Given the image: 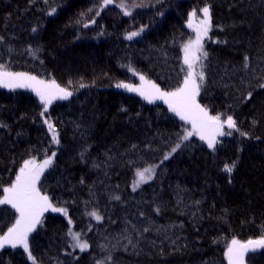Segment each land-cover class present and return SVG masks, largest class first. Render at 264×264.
<instances>
[{"label": "trees", "instance_id": "obj_1", "mask_svg": "<svg viewBox=\"0 0 264 264\" xmlns=\"http://www.w3.org/2000/svg\"><path fill=\"white\" fill-rule=\"evenodd\" d=\"M205 6L197 101L210 115H232L238 130L215 149L192 138L165 159L183 120L163 100L116 85L140 86L142 75L162 91L180 87L187 21ZM0 37L6 70L72 93L45 112L31 89L0 86V196L25 161L55 153L38 187L89 244L73 248L68 217L49 209L28 236L34 261L5 246L0 264H229L233 239L264 236V0H0ZM146 168L152 179L134 190L135 170ZM18 216L0 205V235ZM244 264H264V248Z\"/></svg>", "mask_w": 264, "mask_h": 264}, {"label": "snow or ice", "instance_id": "obj_2", "mask_svg": "<svg viewBox=\"0 0 264 264\" xmlns=\"http://www.w3.org/2000/svg\"><path fill=\"white\" fill-rule=\"evenodd\" d=\"M111 3H113V0H104L105 6ZM119 7L124 9L125 15H131V12L128 11L124 3H121ZM201 11L203 13V19L199 21L194 29L196 32L195 40H190L183 46L184 64L187 65V74L180 87L171 92L162 91L158 85L147 80L142 75L140 76V86L120 83L117 84L116 87L125 88L130 92H136L149 103H153L156 100H163L173 113L179 116L181 120L191 125V131H188L183 139L187 140L193 135H198L201 140L207 142V146L210 149H215L217 137L232 134L231 132L226 133L224 131L225 127L228 129H237V123L230 115L224 118L219 114L210 115L208 110L202 107L197 101L201 84L204 80V72L202 64L200 71H197L196 66L201 61L202 57L206 59L208 56V53L204 51L203 40L208 37V33L211 29L209 7H204ZM195 17L196 12L193 11L190 14L188 27H193V20ZM92 23H95V21L93 20ZM141 31H143V29H141ZM139 34V32H131L128 34L127 39H132ZM0 39H2V37H0ZM33 55H35L34 52ZM0 86L9 89H31L40 98L41 102H43L45 112H47L48 105H50L53 100L67 99L72 95L66 88L57 84L54 79L45 81L38 79L36 76L29 75L28 73L11 72L6 70L3 65H0ZM81 87H83V85H81ZM262 87H264V85H262ZM41 115H43V113H41ZM44 122L48 125L49 131L53 134V142L59 144L58 134L53 124L48 120ZM241 135H246V133H241ZM177 147H179V145H177ZM173 151H175V149H173ZM54 156L55 153L42 163H37L35 159L25 161L23 167L19 170V174L16 175L14 183L3 189L4 194L3 197L0 198V205H10L19 213V216L12 227L8 228L5 234L0 235V249H3L5 246H11L12 248L22 246L28 253L29 259L34 261L35 258L32 257L31 251L29 250L28 236L35 230L36 225L41 223L43 214L51 209L53 212H63L64 215H67L65 209L55 207L50 197L46 194H42L38 187L41 175L44 170L51 165ZM165 159H168V156H165ZM234 168L235 163L231 165L226 164L224 171L231 173ZM152 175V168L138 171V179L134 184V190L135 187H138L142 183H147L148 180L152 179ZM117 199H119V197H117ZM90 215L97 221L102 219L96 212H92ZM69 223H71V221H69ZM68 235L71 236L74 241L73 248H79L81 251H84L89 247L87 241L81 240L80 233L70 230ZM258 248H264V236L257 240H248L246 243L233 239L231 245L227 249L229 264H244L245 253L250 249L254 251Z\"/></svg>", "mask_w": 264, "mask_h": 264}, {"label": "rangeland", "instance_id": "obj_3", "mask_svg": "<svg viewBox=\"0 0 264 264\" xmlns=\"http://www.w3.org/2000/svg\"><path fill=\"white\" fill-rule=\"evenodd\" d=\"M205 7H208V6H205ZM204 8V7H203ZM201 19H203V13H202V11L199 13V14H197L196 15V17L194 18V20H193V27H188L191 31H192V38H191V40H195V38H196V32H195V27L198 25V23H199V21L201 20ZM188 22L189 21H187V26H188ZM209 34V33H208ZM206 40H207V37L206 38H204V40H203V46L205 47V43H206ZM189 42V41H188ZM187 42V43H188ZM186 43V44H187ZM205 51V50H204ZM183 56H184V51H183ZM204 58L202 57L201 58V61L203 60ZM201 61L197 64V71H200L201 69H200V64H201ZM186 68H187V65H186ZM229 116V115H228ZM230 116H232V115H230ZM233 117V116H232ZM233 119H234V117H233ZM234 129H228L227 127H225V129H224V131L227 133V132H231L232 133V131H233ZM188 131H191V125L189 124V123H187L186 121H183V128H182V134H181V137H180V140H179V142H177L176 144H175V146L168 152V154L166 155V156H168V158H170L173 154H174V152H176V150H178L179 149V147L184 143V142H186V141H188V140H190V139H192V138H198V139H200L199 138V136L198 135H193V136H191V137H189L187 140H185V139H183V137L187 134V132ZM226 136H229V135H225V136H220V137H217V142L218 141H220L222 138H224V137H226ZM201 140V139H200ZM203 141V140H202ZM203 142H205L206 144H207V142L206 141H203ZM177 145H179V147H177ZM173 149H175V151H173ZM37 163H42V162H37ZM156 165H158V163H156L155 164V166ZM137 172H138V170H136V172H135V177H134V179H133V187H134V184H135V182H136V180L138 179V176H137ZM153 175H154V171H153ZM153 175H152V177H153ZM151 180V179H150ZM149 181V180H148ZM144 183H142V184H140L138 187H135V189L136 188H139L141 185H143ZM3 196H0V198H2ZM55 207H57V208H62V209H65V208H63V207H59V206H55ZM66 210V209H65ZM97 212V211H96ZM58 213H60V214H63L64 215V213L63 212H58ZM64 216H66V218L67 219H69V221H71V223H70V230H72L73 232H77L76 230H75V227H74V224H73V222H72V220H71V218L68 216V215H64ZM80 238H81V240L82 241H85L83 238H82V236H80ZM72 239V238H71ZM242 243H245V242H242ZM72 244H74V241L72 240ZM230 245H231V243H230ZM229 245V246H230ZM249 253H251V252H248V253H246V254H249ZM245 254V255H246ZM33 257V256H32Z\"/></svg>", "mask_w": 264, "mask_h": 264}, {"label": "bare ground", "instance_id": "obj_4", "mask_svg": "<svg viewBox=\"0 0 264 264\" xmlns=\"http://www.w3.org/2000/svg\"><path fill=\"white\" fill-rule=\"evenodd\" d=\"M135 172H136V170H135ZM84 222H83V225H84V223L86 224V225H88V222L86 221V219H84L83 220ZM232 231H230V233H231Z\"/></svg>", "mask_w": 264, "mask_h": 264}, {"label": "water", "instance_id": "obj_5", "mask_svg": "<svg viewBox=\"0 0 264 264\" xmlns=\"http://www.w3.org/2000/svg\"><path fill=\"white\" fill-rule=\"evenodd\" d=\"M252 240H257V239H252ZM258 249H259V248H258ZM256 250H257V249H256ZM250 251H253V250L250 249L248 252H250Z\"/></svg>", "mask_w": 264, "mask_h": 264}]
</instances>
